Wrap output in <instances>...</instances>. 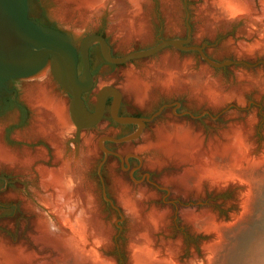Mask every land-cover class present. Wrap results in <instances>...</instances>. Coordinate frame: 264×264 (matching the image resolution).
<instances>
[{
    "label": "rangeland",
    "instance_id": "obj_1",
    "mask_svg": "<svg viewBox=\"0 0 264 264\" xmlns=\"http://www.w3.org/2000/svg\"><path fill=\"white\" fill-rule=\"evenodd\" d=\"M148 1L150 30L146 40H121L119 32L111 27L107 12L93 16L88 21L76 16L62 18L57 0H28V16L59 31L76 47L84 35L100 33L107 40L112 56L146 49L161 39H187L186 44L204 45L205 55L215 62H259L254 66L229 63L214 67L195 50H179L168 45L150 56L112 64L101 57L97 42L90 43L88 60L94 80L92 90L88 93L90 109L94 110L97 91L103 85H111L121 93V112L124 114L148 117L166 101L180 102L181 113L174 115L170 109H166L158 118L149 122L136 139L122 143L107 142L104 148H112L119 157H106L101 169L103 154L98 146L99 139L105 135L112 136L108 132L117 131L107 128L106 120H100L88 130L78 128L68 114L69 93L55 81L48 64L42 72L29 78L5 80L6 89L0 90L1 143L8 150L33 154L43 152L44 155L24 168L0 164V176L10 180L7 182L0 179V241L13 250L33 253L35 264H53L58 257L52 247L35 240L37 209L34 193L40 180L38 167H54L55 157L51 144L31 132L36 111L27 102L26 92L29 86L43 82L63 100L65 119L68 126H72L71 134L75 135L77 130L81 139H89L93 155L84 171L85 184L93 191L101 218L111 230L109 241L103 248L104 255L111 257L115 264H130L131 220L115 193V183L122 181L133 193L143 190L147 194L145 211L154 208L164 216V225L160 227L162 229L154 232V242L158 245L178 244L172 259L174 262L159 255L157 259L146 257L148 264H185L194 259L195 255V258L206 256V244L209 245L211 258L205 264H264V90L250 86L244 80L245 77L253 76L264 79V64L260 62L264 60V50L240 49L241 45L252 44L254 40L243 33V24L238 20L220 25L212 34H200L203 18L199 11L210 0H173L175 12L172 23L168 21L161 0ZM247 1L253 6L254 14L262 12L264 0ZM167 55L186 65L192 72H205L229 91L240 87V95L232 94L222 103L211 105L205 101H196L188 91L157 92L148 99L139 100L132 92L124 89L128 70L143 71ZM79 71L81 74L82 63H79ZM249 121L252 147L261 156L258 162L243 163L237 157L220 159L219 154H212V158L205 163L208 165V174L228 182L224 188L211 187L205 183L197 187L184 181L182 175L189 165L179 160L171 159L159 166L148 163L149 159L158 156L155 150H151L153 148L150 143L158 142V132L162 127H187L198 134L203 147L209 149L211 143L222 141L223 133L231 126L246 125ZM135 127V124L126 126L122 132L131 134L136 130ZM75 144L70 140L68 146L74 148ZM125 161L130 162L131 168L124 167ZM139 162L138 169L131 173L132 167ZM232 179L245 183V192H242L239 184L229 183Z\"/></svg>",
    "mask_w": 264,
    "mask_h": 264
},
{
    "label": "bare ground",
    "instance_id": "obj_2",
    "mask_svg": "<svg viewBox=\"0 0 264 264\" xmlns=\"http://www.w3.org/2000/svg\"><path fill=\"white\" fill-rule=\"evenodd\" d=\"M57 1L62 18L76 16L88 21L93 16L107 12L111 27L119 32L121 40H146L149 35L148 0ZM161 1L168 21L172 23L174 2ZM261 7L262 12L254 14L253 6L247 0L207 1L199 11L203 18L199 32L212 34L220 25L238 20L243 24V33L254 40L252 44L241 45L240 49L264 50V3ZM253 77L243 79L263 91L264 79ZM123 87L139 100L148 99L157 92L188 91L196 101H205L211 105H218L228 96H239L241 93L240 87L229 91L205 72H192L186 65L169 55L150 64L143 71L128 70ZM26 99L36 111V120L31 132L51 144L55 157L54 167H38L40 180L34 193L37 209L35 240L57 252L58 257L53 264H115L103 251L111 230L101 218L93 191L85 184L84 171L90 163L91 154L93 155L89 139H81L77 130L73 132L75 135L71 134L72 126L69 127L65 119L63 100L52 93L47 84L42 82L29 86ZM251 130L250 121L246 125L231 126L223 133L222 141L211 143L209 149H205L198 134L187 127L168 125L159 129L158 142L150 143L153 148L151 150H155L158 156L149 159L148 163L151 166H159L171 159L182 161L189 165L182 175L184 181L197 187L205 183L211 187L222 188L228 182H222L218 177L208 174V165L205 163L212 158V154H219L220 159L237 157V160L243 163L258 162L261 156L257 155L256 149L252 147ZM70 140L76 143L74 148L68 146ZM43 155V152L33 154L8 150L0 141V164L24 168ZM239 181L232 179L229 183L239 184L242 192H245L247 185ZM115 193L131 220L130 264H148L146 257L156 258L160 257L159 255L172 261L178 244L158 245L154 242V232L163 227L164 216L154 208L144 210L147 194L143 190L133 193L122 181L115 183ZM205 253L206 256L195 258V255L194 259L185 264L209 262L211 251L208 244L205 246ZM0 264H35V258L31 252L13 250L0 241Z\"/></svg>",
    "mask_w": 264,
    "mask_h": 264
},
{
    "label": "water",
    "instance_id": "obj_3",
    "mask_svg": "<svg viewBox=\"0 0 264 264\" xmlns=\"http://www.w3.org/2000/svg\"><path fill=\"white\" fill-rule=\"evenodd\" d=\"M188 30L190 27L188 26ZM97 42L102 58L112 64L150 56L165 46H173L179 50H195L211 66L218 67L229 63H243L254 66L259 61L248 63L242 60H224L215 62L209 59L203 46L186 44L188 40L161 39L146 49L131 51L120 56H112L109 47L101 34H86L78 44L73 43L52 27L35 22L28 16V0H0V90L5 88L4 81L12 78H29L38 74L47 64L55 81L69 93L68 114L78 128H86L102 119L106 98L111 95V117L119 123H136L138 128L131 134L122 137L102 136L98 146L104 152L119 154L104 148V139L124 142L136 139L144 127L162 109L147 118L117 114L121 100L120 91L111 85H103L96 93L95 106L90 112L84 105L82 93L93 87V76L89 69L88 45ZM78 56L82 62V72L78 73ZM264 64V60H260ZM176 104H178L176 102ZM136 156V155H135ZM138 157V156H137ZM5 181L10 182L5 176Z\"/></svg>",
    "mask_w": 264,
    "mask_h": 264
},
{
    "label": "flooded vegetation",
    "instance_id": "obj_4",
    "mask_svg": "<svg viewBox=\"0 0 264 264\" xmlns=\"http://www.w3.org/2000/svg\"><path fill=\"white\" fill-rule=\"evenodd\" d=\"M35 22H37V20H34ZM38 23V22H37ZM97 34H100V33H97ZM102 35V34H101ZM103 36V35H102ZM104 37V36H103ZM104 39H105V37H104ZM106 40V39H105ZM106 42H107V40H106ZM107 44H108V42H107ZM97 45H98V43H97ZM98 48H99V45H98ZM99 52H100V50H99ZM89 53V51L87 52V55H89L88 54ZM112 54V53H111ZM100 55H101V53H100ZM113 55V54H112ZM102 57V56H101ZM79 63H82L81 62V58H80V56H78V63H77V68H78V73L80 74V71H79ZM92 74V73H91ZM93 76V75H92ZM93 85H94V80H93ZM90 90H92V88L90 89ZM89 90V91H90ZM89 91H86V92H83L82 93V99H83V103H84V105H85V107L90 111V112H93V109H90L89 108V102H88V100L90 99V97L88 96V93H89ZM176 102L177 101H173V102H163L160 106H159V108L161 107V106H163L162 107V109H161V111L156 115V116H154L150 121H145V123H144V127H143V129H142V131L146 128V126H147V124L149 123V122H151V121H153L154 119H156V118H158L162 113H163V111L164 110H166V109H170V111H171V113L172 114H174V115H179V114H181V113H179V105H180V102H177L178 104H176ZM111 103H112V96L111 95H109L107 98H106V101H105V109H104V113H103V116H102V119L101 120H106L107 121V128H111L112 130H115V131H117L116 133H110V132H108V134L109 135H112V136H114V137H116V138H118V137H122V136H125V135H128L129 133H124V132H122V129L124 128V127H126V126H129V125H132V124H135V128L137 129L138 128V124H136V123H127V124H124V123H119V122H117V121H115L112 117H111V115H110V106H111ZM122 96H121V100H120V103H119V106H118V109H117V114L119 115V116H123V115H128V114H124V113H122L121 112V106H122ZM159 108H157V110L159 109ZM157 110H155L154 112H156ZM153 112V113H154ZM153 113H151L149 116H151ZM132 115H135V116H137V117H143V118H147V117H145V116H143V115H137V114H132ZM131 115V116H132ZM148 116V117H149ZM95 124H92V125H90V126H88V127H86V128H83L84 130H88V129H90V128H92L93 126H94ZM132 130H134V128L132 129ZM131 130V131H132ZM141 131V132H142ZM134 140V139H133ZM129 141H131V140H129ZM107 142H113V143H122V142H114V141H110V140H107V139H104L103 141H102V144L104 145V146H106V144H107ZM124 142H126V141H124ZM107 150H109V151H112V152H114V150L112 149V148H106ZM102 154H103V157H102V159H101V164H100V169L102 168V166H103V164H104V162H105V160H106V157H108V156H116V157H119V156H117V155H115V154H113V153H110V152H107V153H104L103 151H102ZM140 165V162H139V164L137 165V166H133L132 167V172L131 173H134L137 169H138V166ZM124 167L125 168H127V169H129V168H131V165H130V162L129 161H125V163H124ZM2 176H0V179H3V178H1ZM6 177V176H5ZM4 180V179H3Z\"/></svg>",
    "mask_w": 264,
    "mask_h": 264
}]
</instances>
